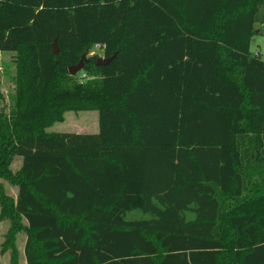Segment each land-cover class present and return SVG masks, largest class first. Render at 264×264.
<instances>
[{
  "label": "trees",
  "instance_id": "16d2710c",
  "mask_svg": "<svg viewBox=\"0 0 264 264\" xmlns=\"http://www.w3.org/2000/svg\"><path fill=\"white\" fill-rule=\"evenodd\" d=\"M255 34L264 0H0L15 63L0 111L9 264L19 231L26 264H264ZM94 46L114 58L70 75ZM92 110L96 133L46 130Z\"/></svg>",
  "mask_w": 264,
  "mask_h": 264
},
{
  "label": "rangeland",
  "instance_id": "374dc122",
  "mask_svg": "<svg viewBox=\"0 0 264 264\" xmlns=\"http://www.w3.org/2000/svg\"><path fill=\"white\" fill-rule=\"evenodd\" d=\"M250 52L258 55L264 61V34H255L250 42ZM14 52H0V111L9 114L14 105V70L13 66ZM97 55L102 57V50L99 46L91 48L87 57ZM98 112L92 111H68L64 114L63 122H56L46 130L48 132H68V133H96L98 131ZM21 165V158L14 157L10 164V169L15 173ZM4 186L5 194L11 198L17 195V187L1 180ZM9 228V221L0 219V264H9L10 249L4 247L5 234ZM26 241V233L19 231L15 235L14 245L17 252V264H26L23 248Z\"/></svg>",
  "mask_w": 264,
  "mask_h": 264
},
{
  "label": "water",
  "instance_id": "95a60500",
  "mask_svg": "<svg viewBox=\"0 0 264 264\" xmlns=\"http://www.w3.org/2000/svg\"><path fill=\"white\" fill-rule=\"evenodd\" d=\"M87 50L82 54L79 62L76 65L70 66L68 68V72L70 75H75L78 72H80L83 68V62L84 60H87ZM53 54L57 55L58 54V48H57V44L56 41H54L53 43ZM115 54L111 57L105 58V57H97L96 58V63L98 65H106L108 63H110V61L114 58Z\"/></svg>",
  "mask_w": 264,
  "mask_h": 264
},
{
  "label": "crops",
  "instance_id": "0c3cea01",
  "mask_svg": "<svg viewBox=\"0 0 264 264\" xmlns=\"http://www.w3.org/2000/svg\"><path fill=\"white\" fill-rule=\"evenodd\" d=\"M14 55H13V66H14ZM13 70H14V74H15V67L13 68Z\"/></svg>",
  "mask_w": 264,
  "mask_h": 264
}]
</instances>
